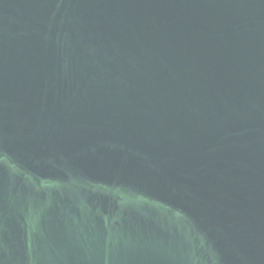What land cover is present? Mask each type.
<instances>
[{"label":"water","instance_id":"obj_1","mask_svg":"<svg viewBox=\"0 0 264 264\" xmlns=\"http://www.w3.org/2000/svg\"><path fill=\"white\" fill-rule=\"evenodd\" d=\"M0 264H264V0H0Z\"/></svg>","mask_w":264,"mask_h":264}]
</instances>
